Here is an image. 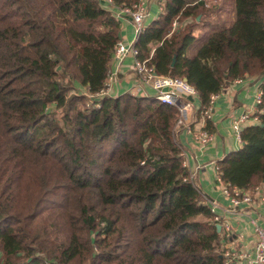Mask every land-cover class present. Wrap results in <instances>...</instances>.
I'll list each match as a JSON object with an SVG mask.
<instances>
[{"label": "trees", "instance_id": "obj_1", "mask_svg": "<svg viewBox=\"0 0 264 264\" xmlns=\"http://www.w3.org/2000/svg\"><path fill=\"white\" fill-rule=\"evenodd\" d=\"M232 1L234 21L203 25L194 56L208 0H165L136 45L159 75L195 87L200 116L235 81L264 78V0ZM120 41L99 0H0V264H224L223 231L183 164L177 108L79 94L105 87ZM258 115L217 164L242 191L264 182Z\"/></svg>", "mask_w": 264, "mask_h": 264}, {"label": "crops", "instance_id": "obj_2", "mask_svg": "<svg viewBox=\"0 0 264 264\" xmlns=\"http://www.w3.org/2000/svg\"><path fill=\"white\" fill-rule=\"evenodd\" d=\"M164 1L146 0L147 17L145 24L147 29L161 19L165 12L163 9L160 10ZM197 3V1H193L192 5ZM101 4L105 9L111 11L114 17L118 14L119 11L110 7L106 2H101ZM155 6H158L159 10H154ZM202 17L200 15L198 19ZM116 20L120 27L121 43L127 47L131 45L136 47L139 37L131 16L123 13ZM173 30L177 29L173 28ZM206 31L205 27H203V30L195 29L194 35L201 38ZM193 49H195V46L189 50L188 55ZM134 60V56L128 55L121 65H117L114 58H112L109 68V74L113 76L110 97L117 98L124 94L132 96L135 92H138V94L140 92V97L146 98H155L157 95V92L153 89L143 90L140 87L139 78L133 70ZM263 82L264 78L246 76L226 87L215 101L212 118L209 121L203 120L197 110L188 116L187 123L193 130H207L214 136V141L211 144L207 146L198 145L192 134L185 130H179L176 135V140L182 150L184 166L190 179L200 191L204 203L212 209L217 218L219 217L222 222L230 225L229 235H226L223 231L224 239L221 247L224 251L229 250L236 255L233 264H256L254 262L257 243L255 226L259 225L264 229V202L262 201L264 198V182L244 191L251 196L252 202L250 204L242 202L237 208L232 209L229 198L225 196L222 188L216 182L217 164L229 154L241 149L242 142L233 130V122L248 111L251 113V117L254 118L256 115L254 111L255 97L261 90ZM81 90L79 94L87 92L85 88H81ZM196 105L199 107V100ZM252 125L255 124L250 121L244 128Z\"/></svg>", "mask_w": 264, "mask_h": 264}, {"label": "built area", "instance_id": "obj_3", "mask_svg": "<svg viewBox=\"0 0 264 264\" xmlns=\"http://www.w3.org/2000/svg\"><path fill=\"white\" fill-rule=\"evenodd\" d=\"M100 2H106L110 7L116 8L119 12L115 15L116 19L120 18V14L127 13L131 16L133 23L136 28L137 36L140 37L146 31L145 20L147 17V6L146 0H141L138 4L134 5L132 8L129 7H119L116 6L113 0H99ZM160 8V10H162ZM179 27L178 22H174L173 28L177 29ZM134 56L133 70L138 76L140 81V87L143 90L148 88L153 89L157 92L155 99L160 103L168 106L177 108L178 119L174 128L175 136L179 130H185L192 134L194 141L200 146H207L214 141V136L207 130H193L187 123L188 116L192 114L195 110L198 111V106L196 102L199 100V95L195 87L188 83L184 78H174L170 76L159 75L153 65L150 64V60L139 59V51L134 46H125L121 41L115 47L114 60L117 65H121L123 60L128 56ZM113 76L108 75V80L105 87L97 94L89 95L88 90L83 94L88 96L93 104L101 100L102 98L108 97L112 90ZM140 94V92H139ZM138 92H135L132 96L140 97ZM220 94L212 95L210 99L209 106L201 112L202 119L209 121L212 118V113L214 109V104ZM144 96V95H142ZM263 91L259 90L255 97L254 111L256 115L251 117V113L245 112L238 119L233 122V130L240 137V133L244 126L253 121L254 124L260 122L258 114H264L263 110H260L259 106L262 104ZM99 106V105H98ZM197 106V107H196ZM184 164V163H183ZM217 184L222 188L223 193L227 196L231 203V208H237L242 202L250 204L252 202L251 196L246 194L244 191L233 187L229 184L224 183L222 175L217 167ZM264 202V198L262 199ZM217 225L222 226V231L226 235H229L231 228L230 225L221 221L218 217L215 218ZM255 235L257 238V243L255 247V260L256 264H264V229L259 225L255 226ZM224 264H233L236 255L231 253L229 250L224 251Z\"/></svg>", "mask_w": 264, "mask_h": 264}, {"label": "rangeland", "instance_id": "obj_4", "mask_svg": "<svg viewBox=\"0 0 264 264\" xmlns=\"http://www.w3.org/2000/svg\"><path fill=\"white\" fill-rule=\"evenodd\" d=\"M188 1L193 3V1H199V0H188ZM164 4L165 3H163V10H165ZM208 6H209V8H212V10H215V12L212 13L210 16L205 15L204 17H202L200 19H198V17H197V20H195L197 22V24H196L197 28H195V29L203 30V27H204L203 25H205V24H214L213 26L220 27L224 24L229 25L234 21L233 19L235 17V13H234V4H233L232 0H208ZM154 8H155L154 10H159L158 6H155ZM217 14H221V15H217ZM195 21L190 20L189 22L195 23ZM205 41L206 40L204 38L197 41L194 45L195 49H193V51H191V53L189 55L192 56V55L196 54L198 49L205 43ZM91 103L92 102L89 99V105ZM58 113H59L58 117H61V113L60 112H58Z\"/></svg>", "mask_w": 264, "mask_h": 264}, {"label": "water", "instance_id": "obj_5", "mask_svg": "<svg viewBox=\"0 0 264 264\" xmlns=\"http://www.w3.org/2000/svg\"><path fill=\"white\" fill-rule=\"evenodd\" d=\"M175 62H176V59H174V62H173V65L175 64ZM186 81H188L187 79H185ZM217 230H218V232H221L222 231V226L221 225H217Z\"/></svg>", "mask_w": 264, "mask_h": 264}]
</instances>
